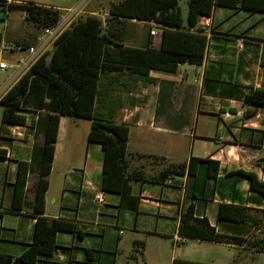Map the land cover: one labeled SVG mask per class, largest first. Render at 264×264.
<instances>
[{"label": "crops", "instance_id": "obj_1", "mask_svg": "<svg viewBox=\"0 0 264 264\" xmlns=\"http://www.w3.org/2000/svg\"><path fill=\"white\" fill-rule=\"evenodd\" d=\"M49 2L8 0L55 8ZM14 14L21 16L26 29L12 24ZM1 16L0 12L4 25L0 27V45H37L43 30L27 22L22 12H11L4 20ZM210 20L212 32L207 35L200 66L186 63L173 72L151 69L148 76L129 69L105 72L94 105L95 115L129 126V172L142 170L158 176L173 165L186 164L185 174L172 176L171 185L130 180L126 195L103 192L104 151L101 145L88 141L91 120L86 135L80 136L74 134L77 125L72 127L73 118L61 115L48 175L45 215L74 224L81 237L59 231L55 253L40 256L36 264H116L119 254H124V242L130 247L129 264H139L141 255L135 253L136 249L143 252L142 264H173L176 258L186 259L177 255V250L189 243L230 247L239 255L247 249L261 251L249 243L261 239L264 227L257 230L250 223L220 219L218 212L222 204L241 206L252 220L264 223V195L252 190L249 179L238 173L254 174L264 183V107L245 102L247 95L264 87V13L218 6ZM149 25L155 27L149 33L152 45L157 47L162 27ZM1 54L8 64L7 69H0L3 107L1 99L36 61L28 60L25 51ZM22 58H27L25 64L19 63ZM47 102V88L35 78L19 111L25 123H2L1 118L0 210L11 207L18 162L31 163L34 144L44 141ZM193 158L203 161L195 163V172L190 175ZM58 166L63 185L57 191L51 179ZM38 179V165L31 163L23 210L5 212L0 221V253L12 256L15 264H22L17 259L33 242ZM100 192L105 196L102 206L95 200ZM6 197L9 204L5 206ZM189 207L194 217L205 218L218 233L246 241L242 245L224 244L179 236L182 215ZM127 231L131 238H126ZM143 234L147 237L144 241L140 239ZM152 239H172L178 248L173 243L168 253L153 246ZM134 254L137 256L132 258ZM197 262L224 264L218 259Z\"/></svg>", "mask_w": 264, "mask_h": 264}, {"label": "trees", "instance_id": "obj_2", "mask_svg": "<svg viewBox=\"0 0 264 264\" xmlns=\"http://www.w3.org/2000/svg\"><path fill=\"white\" fill-rule=\"evenodd\" d=\"M218 6L264 13V0H189L185 21L179 0H120L110 7L105 21L96 14L79 16L59 35L51 50L43 54L4 95L1 99L2 123L12 125L25 123V117L19 111L35 78L44 83L49 99L45 104L49 113L46 114L43 127L44 141L42 144H34L31 160L39 168L33 203V213L37 217L34 238L17 259L18 262L36 264L40 256L53 255L58 248L56 237L59 231H68L81 237L74 224L45 215L48 175L54 160L61 115L91 120L88 141L101 145L104 151L103 192L126 195L131 189L130 180L164 185L172 176L185 174L186 164L173 165L158 176L146 175L142 170L129 172L126 158L129 126L95 115L94 105L100 78L105 72L129 69L141 76H148L151 69L173 72L186 63L200 66L204 60L208 39L199 27V21L202 17H211ZM14 11L22 12L26 21L39 30L54 26L62 14V10L52 7L0 0L2 20ZM132 20L161 26L159 45H152V36L149 33L143 46H127L126 25ZM21 45L31 47L26 43ZM245 102L255 107H264V87L247 95ZM201 161L203 160L196 158L191 160L188 168L190 175L195 172V163ZM31 163L18 162L12 204L7 210H0V221L5 212L16 213L23 210ZM238 173L249 179L252 190L264 195V183L256 175L243 171ZM209 175H212V171H209ZM218 217L250 223L257 230L264 227V223L252 220L241 206L222 204ZM178 235L187 239L224 244L242 245L246 241L244 238L218 233L205 218L194 217L192 207L182 215ZM249 245L264 251V237L250 242ZM135 253L143 257L142 250L136 249ZM135 256L137 255H132V258ZM0 264H15V260L10 255L0 253ZM173 264L210 263L176 258Z\"/></svg>", "mask_w": 264, "mask_h": 264}, {"label": "rangeland", "instance_id": "obj_3", "mask_svg": "<svg viewBox=\"0 0 264 264\" xmlns=\"http://www.w3.org/2000/svg\"><path fill=\"white\" fill-rule=\"evenodd\" d=\"M51 5L55 8L60 10L66 11L69 9L74 8H82L83 13L79 16H86L89 15L91 11H95L96 15L101 17L103 21L108 18L110 7L114 4L119 2L120 0H50ZM188 1L189 0H179V6L182 11V15L184 16V20L186 21L187 18V9H188ZM12 24L19 25L20 27L23 26L26 29V24L21 18L19 14H14L12 16ZM0 27L3 28L4 25L0 21ZM155 27H151L149 23L139 22V21H130L126 25V31L128 33L127 44L132 46L141 47L144 45L146 38L151 31ZM2 111L3 107L0 106V125H1V118H2ZM71 125L74 127V134L85 136L88 129V124L90 122L89 119L79 118V117H72ZM60 166L56 169V172L52 176V188L56 187L57 191L59 190L60 186L63 185V176L61 173H58ZM0 171H1V163H0ZM34 178H32L33 182ZM149 186V185H148ZM31 198V192H29L27 201L29 202ZM5 206L9 204V198L6 197L5 199ZM26 201V202H27ZM12 220H16L13 218ZM126 238H131L132 234L130 231H127ZM264 237V230L263 235L261 238ZM146 235H140V239H146ZM144 241V240H143ZM153 246L154 244L156 247L163 248L168 253L171 252L173 248V243L176 244L177 248L178 245L172 239L165 240V239H152ZM122 250L124 254H119L116 260V264H129V255H130V247L129 245L124 242L122 245ZM177 255H181L180 257H184L187 260H196V261H214V260H221L224 264H264V251H250L245 250L240 253L238 250L230 247H223V248H214L210 245H193V243H189L188 245L184 246V248H180L177 250ZM139 264H142L141 256H139ZM132 264H136L135 262Z\"/></svg>", "mask_w": 264, "mask_h": 264}, {"label": "built area", "instance_id": "obj_4", "mask_svg": "<svg viewBox=\"0 0 264 264\" xmlns=\"http://www.w3.org/2000/svg\"><path fill=\"white\" fill-rule=\"evenodd\" d=\"M83 13V9L78 7L74 9H69L63 11L59 21L52 27L46 28L43 30L42 35L39 37L37 45L31 47H23L21 44H7L3 43L0 45V69L5 70L8 68V64L2 58V54L4 52L17 53L25 51L28 55V60L37 61L43 54L49 51L59 37V35L69 28L72 23L79 17V15ZM199 27L204 31L207 35H210L212 32V23L210 17H202L199 21ZM27 59V58H26ZM26 59L22 58L19 60L20 64H25ZM173 182L172 178L166 180L164 185H171ZM95 200L99 206H102L105 202V196L103 192L98 193L95 196Z\"/></svg>", "mask_w": 264, "mask_h": 264}]
</instances>
